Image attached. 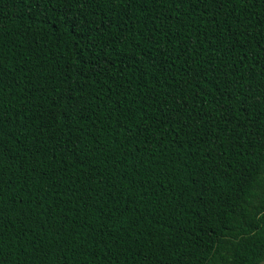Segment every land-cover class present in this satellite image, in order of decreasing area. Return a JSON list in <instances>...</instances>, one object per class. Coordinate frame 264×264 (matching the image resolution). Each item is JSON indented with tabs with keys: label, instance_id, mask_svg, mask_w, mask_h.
<instances>
[{
	"label": "trees",
	"instance_id": "1",
	"mask_svg": "<svg viewBox=\"0 0 264 264\" xmlns=\"http://www.w3.org/2000/svg\"><path fill=\"white\" fill-rule=\"evenodd\" d=\"M0 264H264V0H0Z\"/></svg>",
	"mask_w": 264,
	"mask_h": 264
},
{
	"label": "snow or ice",
	"instance_id": "2",
	"mask_svg": "<svg viewBox=\"0 0 264 264\" xmlns=\"http://www.w3.org/2000/svg\"><path fill=\"white\" fill-rule=\"evenodd\" d=\"M245 183H247V180H245Z\"/></svg>",
	"mask_w": 264,
	"mask_h": 264
}]
</instances>
